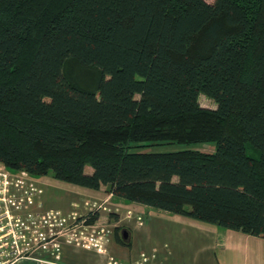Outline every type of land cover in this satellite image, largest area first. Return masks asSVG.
<instances>
[{"label": "trees", "instance_id": "obj_1", "mask_svg": "<svg viewBox=\"0 0 264 264\" xmlns=\"http://www.w3.org/2000/svg\"><path fill=\"white\" fill-rule=\"evenodd\" d=\"M0 163L264 239V0H0Z\"/></svg>", "mask_w": 264, "mask_h": 264}, {"label": "rangeland", "instance_id": "obj_2", "mask_svg": "<svg viewBox=\"0 0 264 264\" xmlns=\"http://www.w3.org/2000/svg\"><path fill=\"white\" fill-rule=\"evenodd\" d=\"M200 104L204 108L216 109L217 107L212 99L203 95L200 97ZM185 149L213 152L216 149V145L211 143L190 147L180 145L155 146L147 149V151L173 152ZM247 152L249 155L254 154V151L250 147ZM86 172L91 174L93 169L88 167ZM2 206L6 208L1 209L0 213L9 211L8 220L16 237L8 241H10V246H13V242L15 241L14 250L21 252V254L18 252L15 255L9 254L13 248H10L11 250L8 252L6 250L7 246L1 247L7 241L4 239L0 240V264H10L12 260H18L22 257H37L40 253H44L45 249H49L48 252L55 253L53 248L55 243H58L61 247L60 258L62 260L64 255L69 260L73 259L78 249L84 251L85 249L76 245H69L67 244V240L71 237L90 236L102 227H105L108 232L105 241L107 252L102 254L94 250H88L90 251L89 253L83 252L81 256L85 258V256L90 255L93 257L98 254L110 258L115 257L116 259L115 251L125 248L119 241L122 232L126 229L133 230L132 226L134 225L133 223H136V220L138 223L142 220L150 228L143 227L140 230L142 233H151L156 238L147 240L150 238L146 236L141 237L142 235L140 237L134 236L132 249H135L140 243L146 245L143 247L145 251L142 250L146 254L145 259H143L146 264H153L157 257L162 260L173 259L170 251L174 249L169 243H176L178 248L176 250L188 249L189 243L186 240L174 239L170 241L165 239L163 235L168 232L182 233V230L179 226L169 222H166V225H160L161 222L158 223L159 217L157 216L162 212L160 210L149 208L153 213L149 214L150 220H145L148 213L144 212L141 214L139 212L142 206L126 203L119 198H110L106 193L105 187L100 191L86 192L77 186L60 182L52 176L37 179L25 172L9 171L0 163V207ZM93 213L99 214V220L93 224H89ZM129 213L131 214L130 217H128ZM48 216L51 218H48ZM156 216L157 219L154 220ZM129 219L133 223H128ZM22 234H25L26 242H29L30 245H26V242L19 238ZM194 244L192 246L193 249L195 248ZM27 247L30 250L28 254L24 255L23 249ZM173 247L175 248V246ZM154 249L158 250L155 255L152 254ZM128 250L131 249L128 248ZM1 251H4V253H1Z\"/></svg>", "mask_w": 264, "mask_h": 264}, {"label": "crops", "instance_id": "obj_3", "mask_svg": "<svg viewBox=\"0 0 264 264\" xmlns=\"http://www.w3.org/2000/svg\"><path fill=\"white\" fill-rule=\"evenodd\" d=\"M81 189L86 192L93 191L85 188ZM108 196L110 198L114 197L109 194ZM129 204L136 205V203ZM140 206H142V208L139 212L141 214L144 212L148 213L145 220H150L151 217H149V214L153 213L152 210L149 209L150 207ZM159 214L160 215L157 216L159 217L158 223L161 222L160 225H166V222H169L179 226L182 230V233L168 232L163 235L165 239L170 241L174 239L186 240L189 244L187 250H176L177 244L174 242L169 243L174 249L170 251L173 259L162 260L157 257L153 264H264V239L262 238L248 235L241 231L222 229L214 225L201 223L187 217L173 215L163 211ZM157 216L154 220L157 219ZM127 222L133 223L130 219ZM136 223H133V230L126 229L122 232L121 238L125 241V248L115 251L117 260L115 257L110 258L98 254L93 257L84 255L85 258H83L81 256L83 252L89 253L90 251L78 249L75 254L72 251L74 258L70 260L65 258V255L62 260V258L56 259V257H54L55 253L44 252L40 253L37 257H22L16 260L14 264H109L110 261H116L119 264H146L143 260L146 255L145 252H143L145 251L143 247L146 245L140 243L135 249H132L134 236L140 237L142 235L141 237L146 236L150 238L147 240L156 238L155 235L151 233L146 234L140 231L143 227L150 229L145 222L143 223L141 220L138 223L136 220ZM124 234H126V238H124ZM193 243H195L194 249L192 248ZM173 246H175V248ZM128 248L131 250H128ZM156 251L158 252V250L154 249L152 254L155 255ZM103 260L105 261L104 263Z\"/></svg>", "mask_w": 264, "mask_h": 264}, {"label": "built area", "instance_id": "obj_4", "mask_svg": "<svg viewBox=\"0 0 264 264\" xmlns=\"http://www.w3.org/2000/svg\"><path fill=\"white\" fill-rule=\"evenodd\" d=\"M130 217V213L128 214ZM48 218H51L48 216ZM48 222V221H46ZM108 236V232L106 231L105 227H102L101 229H99L95 234H92L90 236H83V237H78V238H75V237H71L70 239L67 240V244L69 245H76L77 247H81V248H84L85 250H94L98 253H106L107 250H106V238ZM15 233H14V239H15ZM19 238L21 240H23L24 242H26V236L25 234H22L21 236H19ZM13 249L10 251L9 254L11 255H15L17 254V252L19 254H21V252L19 251H15L14 247L16 245V242L14 241L13 242ZM26 245H30L29 242H26ZM53 248H54V252H55V255H56V258L57 259H60V256H61V247L58 243H55L53 245ZM29 248H24L23 249V254L26 255L28 254L29 252ZM49 249H45L44 252H48ZM17 259H14L12 260V262L10 264H14L16 262ZM109 264H119L118 262L116 261H110Z\"/></svg>", "mask_w": 264, "mask_h": 264}, {"label": "flooded vegetation", "instance_id": "obj_5", "mask_svg": "<svg viewBox=\"0 0 264 264\" xmlns=\"http://www.w3.org/2000/svg\"><path fill=\"white\" fill-rule=\"evenodd\" d=\"M5 208L6 207L2 206L0 207V210ZM8 219H9V211H4L3 213H0V240L4 239L5 241H7L1 247L7 246L6 250L9 252L11 250L10 248H13V246H10L11 244L10 241L8 240L14 238V230L11 229V223L9 222ZM1 253H4V251H1Z\"/></svg>", "mask_w": 264, "mask_h": 264}, {"label": "water", "instance_id": "obj_6", "mask_svg": "<svg viewBox=\"0 0 264 264\" xmlns=\"http://www.w3.org/2000/svg\"><path fill=\"white\" fill-rule=\"evenodd\" d=\"M125 236H124V238H126V234H124Z\"/></svg>", "mask_w": 264, "mask_h": 264}]
</instances>
